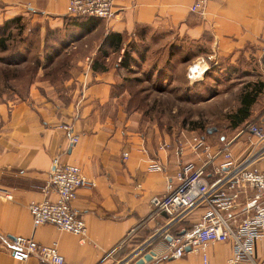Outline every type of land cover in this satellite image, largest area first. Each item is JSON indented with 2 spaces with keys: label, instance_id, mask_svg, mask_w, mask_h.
I'll return each instance as SVG.
<instances>
[{
  "label": "crops",
  "instance_id": "crops-1",
  "mask_svg": "<svg viewBox=\"0 0 264 264\" xmlns=\"http://www.w3.org/2000/svg\"><path fill=\"white\" fill-rule=\"evenodd\" d=\"M193 1L114 0L110 19H76L78 24L70 27L65 0H0V21L36 23L55 32L76 28L81 31L72 42L88 48L79 62L81 69L62 85L35 82L24 96L0 103V264H41L34 258L13 261L9 249L14 237L31 238L44 246L55 244L66 264H111L125 258L134 264L147 252L153 258L144 264H201L192 253L189 259H182L185 254L171 260L165 245L148 247V239L164 220L159 215L148 218V202L164 194L165 178L177 168L174 138L144 131L136 113L126 112L127 94L120 87L122 68L117 62L119 52L143 31L177 30L192 40L204 37L217 54L252 57L264 69V0H208L202 18L188 11ZM89 34L92 42L84 43ZM110 34L120 37V47L105 45L102 58L98 49ZM114 55L116 61L110 62ZM94 59L102 60L106 70L92 71L89 65ZM254 121L264 134V109ZM61 125L71 132L60 129ZM72 135L78 140L69 146ZM163 142L170 143L168 150L158 148ZM259 149H264V136L246 155ZM188 152L186 148L182 161L191 159ZM54 157L77 166L94 183L78 189L72 204L84 222L86 243L51 225L32 226L26 207L44 198ZM153 161L164 167V173L151 170ZM255 166L264 171V155ZM200 213L193 212L176 229L190 228ZM229 254V243L210 245L208 263L224 264ZM253 257L256 264H264V240L255 244Z\"/></svg>",
  "mask_w": 264,
  "mask_h": 264
},
{
  "label": "rangeland",
  "instance_id": "rangeland-1",
  "mask_svg": "<svg viewBox=\"0 0 264 264\" xmlns=\"http://www.w3.org/2000/svg\"><path fill=\"white\" fill-rule=\"evenodd\" d=\"M69 20L70 27L78 24L76 19ZM36 25L0 21V103L24 96L35 82L60 86L81 69L79 62L88 48L72 42L81 30L55 32ZM92 38L89 34L82 41L91 43ZM123 50L127 67L122 68L121 88L127 94V110L136 113L144 131H157L174 140L198 135L212 149L233 139L231 152L238 160L260 143L251 133L259 128L254 118L264 109V69L260 62L237 53L217 54L204 37L192 40L177 30L143 31ZM116 58L112 56L110 62ZM189 68L191 73L198 68L202 76H189ZM257 84L262 88L257 102L249 108V117L232 128L230 117L239 107L241 94L257 89ZM239 132L243 133L235 138ZM156 245L164 248V241L152 234L148 247ZM220 256L217 253L216 258ZM128 261L125 258L111 264Z\"/></svg>",
  "mask_w": 264,
  "mask_h": 264
},
{
  "label": "built area",
  "instance_id": "built-area-1",
  "mask_svg": "<svg viewBox=\"0 0 264 264\" xmlns=\"http://www.w3.org/2000/svg\"><path fill=\"white\" fill-rule=\"evenodd\" d=\"M113 1L65 0L64 14L69 18L108 20L113 16ZM207 1L194 0L188 11L202 18ZM188 72L192 75L190 68ZM59 128L71 132L67 125ZM240 133L243 132L235 138ZM251 133L258 139L264 136L258 129ZM77 140V136H69L68 145L76 144ZM232 141L214 149L198 135L173 141L177 168L172 176L165 178L164 194L151 197L148 202V218L159 215L164 219L153 236L162 238L171 260L192 253L199 257L201 264H209L207 248L216 243H229L230 254L224 264H256L253 249L258 241L264 240V171L258 170L255 163L263 157L264 149L238 160L231 153ZM170 146L163 142L158 148L168 150ZM186 148L191 159L182 161ZM124 158L126 154H122ZM150 167L154 172L164 173V167L157 161ZM93 186L77 166L62 164L59 157L52 158L44 198L39 202L30 201L26 207L32 226L51 225L86 243L84 222L72 204L78 189ZM4 197L10 198L6 193ZM197 210L201 213L190 228L176 229ZM174 231L177 236L172 234ZM9 255L16 262L34 258L41 264H66L55 244L44 246L31 238L11 239Z\"/></svg>",
  "mask_w": 264,
  "mask_h": 264
},
{
  "label": "trees",
  "instance_id": "trees-1",
  "mask_svg": "<svg viewBox=\"0 0 264 264\" xmlns=\"http://www.w3.org/2000/svg\"><path fill=\"white\" fill-rule=\"evenodd\" d=\"M72 19H90V18H72ZM13 21H16L15 19H12ZM17 22V21H16ZM116 39V40H115ZM105 45H108L111 49H119V45H120V37L117 35H113L110 34L106 37V39H104L103 44L100 46V48L98 49V53L100 55V57L104 58L106 51L104 49ZM101 64H103L102 60L99 59H94L89 67L92 71H104L106 70L105 67H103ZM121 68H126V64H125V52L123 53L120 63L118 65ZM121 82H120V87H121ZM257 89H246L240 97L239 100V107L237 108V110L235 111V113L230 117L231 121H232V128L237 127L240 124H243L246 119L249 117L250 114V106L256 101V97L258 96V94L261 92V88L262 85L261 84H257ZM123 89V88H122ZM124 90V89H123ZM125 91V90H124ZM127 102H126V107L125 110L126 112H133L132 110H127ZM152 232L147 233L146 237L148 235H150ZM173 235H178V233L172 232Z\"/></svg>",
  "mask_w": 264,
  "mask_h": 264
},
{
  "label": "water",
  "instance_id": "water-1",
  "mask_svg": "<svg viewBox=\"0 0 264 264\" xmlns=\"http://www.w3.org/2000/svg\"><path fill=\"white\" fill-rule=\"evenodd\" d=\"M185 251H188V248H186ZM152 257L153 253L147 252L142 256V258L136 260L134 264H144L145 262H149L150 260H152Z\"/></svg>",
  "mask_w": 264,
  "mask_h": 264
},
{
  "label": "bare ground",
  "instance_id": "bare-ground-1",
  "mask_svg": "<svg viewBox=\"0 0 264 264\" xmlns=\"http://www.w3.org/2000/svg\"><path fill=\"white\" fill-rule=\"evenodd\" d=\"M203 65H204V64H203ZM198 68H199V67H198ZM198 68H196V70H195L194 72H192V77L199 78L200 76H202L203 73H201V75L198 74V73H199ZM200 71H201V72H204L203 68H200Z\"/></svg>",
  "mask_w": 264,
  "mask_h": 264
}]
</instances>
